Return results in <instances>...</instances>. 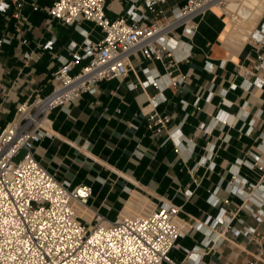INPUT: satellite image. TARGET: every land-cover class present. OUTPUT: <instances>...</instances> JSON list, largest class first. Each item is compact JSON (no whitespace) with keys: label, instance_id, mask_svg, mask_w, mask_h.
<instances>
[{"label":"crops","instance_id":"crops-1","mask_svg":"<svg viewBox=\"0 0 264 264\" xmlns=\"http://www.w3.org/2000/svg\"><path fill=\"white\" fill-rule=\"evenodd\" d=\"M185 1L154 7L172 20V10ZM227 1L235 23L211 7L194 18L191 32L175 27L169 38L179 49L171 57L146 60L135 53L125 76L52 112L50 135L35 150L58 180L91 187L84 206L89 215L77 207L85 222L95 213L114 221L134 201L144 211L162 203L179 207L187 233L169 257L181 264H264V86L241 76L264 59V48L248 40L264 0ZM6 2L9 8L0 12V132L22 103L51 91L53 73L70 59L69 44L79 50L102 37L91 22L64 26L51 19L44 8L54 0H18L19 18ZM133 5L143 21L154 17L142 0H107L106 16L124 17ZM257 76L264 79V69ZM150 77L157 86L133 87ZM154 113L169 119L165 128L149 127Z\"/></svg>","mask_w":264,"mask_h":264},{"label":"built area","instance_id":"built-area-1","mask_svg":"<svg viewBox=\"0 0 264 264\" xmlns=\"http://www.w3.org/2000/svg\"><path fill=\"white\" fill-rule=\"evenodd\" d=\"M9 1L16 10L14 17L19 18L21 3ZM142 1L154 14L149 21H143L144 16L134 5L126 16L110 20L105 13L107 0H54L44 8L51 19L64 26L91 22L102 37L96 44L84 42L79 50L69 44L70 59L53 73L55 84L51 91L22 103L16 118L0 132V264H181L169 257L187 233L179 219V207L162 203L141 215L114 221L95 213L90 222H85L76 208L86 206L91 187H71L35 158L37 145L50 135L52 112L83 95L94 94L101 82L125 76L135 53L146 60L171 57L172 51L179 49L170 43L171 30L182 26L191 32L194 18L208 11L214 0H186L172 10V20L159 16L162 12L154 7L163 0ZM8 8L6 0H0V12ZM248 40L257 49L264 48V13ZM263 69L261 58L260 63L244 68L241 76L244 81L252 78L249 85L263 87L264 79L257 76ZM157 84L158 79L150 77L133 87ZM148 119L149 127L157 130L165 128L169 121L156 113ZM20 152L22 157L15 161ZM230 214L225 225L234 216Z\"/></svg>","mask_w":264,"mask_h":264},{"label":"bare ground","instance_id":"bare-ground-1","mask_svg":"<svg viewBox=\"0 0 264 264\" xmlns=\"http://www.w3.org/2000/svg\"><path fill=\"white\" fill-rule=\"evenodd\" d=\"M234 2L236 4H239L241 2V0H234ZM220 3H222V5L224 4V7L222 5H220ZM219 13H223V14H228L230 21L232 23H235L236 19H237V14H235L229 7H228V1L227 0H214L211 5L209 6V8H211ZM82 208L83 212L88 213L87 209H85L84 207H80ZM76 213L78 214L77 208H76ZM133 215H141V214H129V215H125V216H121L119 218L122 217H127V216H133ZM89 218V216H88ZM91 219V217H90Z\"/></svg>","mask_w":264,"mask_h":264},{"label":"rangeland","instance_id":"rangeland-1","mask_svg":"<svg viewBox=\"0 0 264 264\" xmlns=\"http://www.w3.org/2000/svg\"><path fill=\"white\" fill-rule=\"evenodd\" d=\"M223 7H224V4L222 5ZM223 14V13H222ZM226 16V15H225ZM226 18H227V16H226ZM226 18H225V20H226ZM256 27V26H255ZM255 29V28H254ZM253 29V30H254ZM252 30V31H253ZM224 39H225V41H226V39H227V35H225L224 34ZM22 155H23V152H20V154H19V156H17L16 158H15V161H17V160H19L21 157H22ZM135 202V201H134ZM132 203L130 206H128V203H127V205H126V212H128V213H126V214H142L143 212H144V208H141L139 205H140V203L138 202V203ZM142 206V205H141ZM141 212V213H140ZM125 214V213H124ZM123 214V216H125ZM85 216V215H84ZM122 216V215H121Z\"/></svg>","mask_w":264,"mask_h":264}]
</instances>
